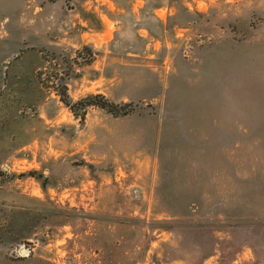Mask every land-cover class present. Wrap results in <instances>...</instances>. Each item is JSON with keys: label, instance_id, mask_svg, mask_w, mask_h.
<instances>
[{"label": "rangeland", "instance_id": "374dc122", "mask_svg": "<svg viewBox=\"0 0 264 264\" xmlns=\"http://www.w3.org/2000/svg\"><path fill=\"white\" fill-rule=\"evenodd\" d=\"M0 264H264V0H0Z\"/></svg>", "mask_w": 264, "mask_h": 264}, {"label": "trees", "instance_id": "16d2710c", "mask_svg": "<svg viewBox=\"0 0 264 264\" xmlns=\"http://www.w3.org/2000/svg\"><path fill=\"white\" fill-rule=\"evenodd\" d=\"M78 104H82L86 106L91 104H97L103 108L108 109L110 112L115 114H121V113L126 114L129 111H131V109L128 108V106H131V104L124 103L123 105H119L114 102H108L106 101L105 97L101 94L92 95L88 98L82 99L78 102Z\"/></svg>", "mask_w": 264, "mask_h": 264}, {"label": "water", "instance_id": "95a60500", "mask_svg": "<svg viewBox=\"0 0 264 264\" xmlns=\"http://www.w3.org/2000/svg\"><path fill=\"white\" fill-rule=\"evenodd\" d=\"M23 251H27V249L26 248H23Z\"/></svg>", "mask_w": 264, "mask_h": 264}]
</instances>
